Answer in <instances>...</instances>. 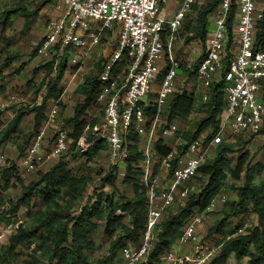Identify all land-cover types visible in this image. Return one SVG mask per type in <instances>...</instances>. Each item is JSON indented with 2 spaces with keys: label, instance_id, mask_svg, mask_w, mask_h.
Masks as SVG:
<instances>
[{
  "label": "built area",
  "instance_id": "obj_1",
  "mask_svg": "<svg viewBox=\"0 0 264 264\" xmlns=\"http://www.w3.org/2000/svg\"><path fill=\"white\" fill-rule=\"evenodd\" d=\"M54 16L48 21L46 33L37 47V56L45 62L54 61L57 68L63 53L73 48L88 51L106 35H117L115 49L103 63L98 74L100 91L95 107H100L102 117L94 125L84 129L77 140L76 151L87 155L96 141L107 147L109 162L118 167L129 156L128 135L135 130L139 134L148 131V142L141 148L145 154L142 163V184L147 193L146 226L138 245L128 243L121 249L118 264H142L148 261L156 233L163 217L174 205L182 206L193 188L192 182L199 176L200 167L212 159L216 148L222 143L235 144L245 141L243 151H251L253 145L264 136V48L257 43V25L264 18V8L257 0H236L237 12L232 27L228 21L232 0H221L210 15L209 22L214 31L209 32L206 50L195 70V84L191 93L201 103H208L214 83L225 84V108L221 114L218 131L206 144L208 132L193 140L185 152L178 157L172 150L167 156L155 151L156 128L162 123L171 98L182 92L178 79L182 70L176 55L177 35L192 11L202 0H180L178 8L170 14L174 0H52ZM176 1V0H175ZM99 22V24H98ZM83 57L73 58L74 64L83 63ZM159 89L155 98L144 103L157 77ZM75 76V74H74ZM21 100L12 94L7 99L0 97V112ZM156 110L149 129L145 128L146 109ZM60 114L59 101H54L37 135L33 137L20 158L18 173L22 179L37 171L45 162L55 159L70 149L72 139L67 129H58L52 143L46 141L47 131ZM186 130V129H185ZM174 122L163 130V136L182 139L185 132ZM158 156L165 168L173 170L168 174V185L159 188V177L153 172V159ZM0 164L5 159L0 156ZM227 197L218 195L202 213L194 215L184 225L180 241L190 243L188 254H180L171 247L160 257V264H211L219 255L221 246L216 241L200 237L198 227L205 216L218 203H225ZM9 210L5 211L8 212ZM8 221L0 226V244L6 235L24 228L25 223L17 214H8ZM245 227H239L230 239L244 234ZM226 264H243L228 261Z\"/></svg>",
  "mask_w": 264,
  "mask_h": 264
},
{
  "label": "trees",
  "instance_id": "obj_2",
  "mask_svg": "<svg viewBox=\"0 0 264 264\" xmlns=\"http://www.w3.org/2000/svg\"><path fill=\"white\" fill-rule=\"evenodd\" d=\"M32 1L34 0H19L15 6L3 13L1 23L10 26L12 18L16 15H21L26 19L36 18L37 11H31L27 6ZM200 2L192 7V11H196L195 31L196 36L200 37L202 42L207 43L209 17L221 0H208L203 4ZM236 9V0H232L229 28L232 27ZM190 15L187 16L183 26H186ZM187 29L189 30V25ZM256 37L257 43L264 48V18L257 25ZM54 65V61H48L42 66L46 69L48 78L53 75L46 85L47 94L42 103L35 105L34 108L20 109L17 112L12 122L0 132V149L6 140L17 134L27 114H31L32 133L30 136L32 139L39 133L47 117L48 101L58 100L63 92L60 83L65 75L67 62L58 64L56 69ZM102 69L103 66L99 64L95 73L87 75L76 89L84 99L76 105L74 115L69 121L72 128L69 136L73 141L70 144L71 149H76L77 140L89 124L84 116L95 105L96 96L100 91L98 74ZM224 89L223 82L214 83L210 100L203 104L202 110L197 108L198 99L193 94L186 90L176 92L163 116L164 125L158 131V138L155 142L157 154L164 157L172 151L163 136L165 127L177 119L186 121L193 112H201L205 117L197 123L196 128L184 132L185 149L205 132L209 134L205 137L203 144L209 143L219 129L221 114L225 108ZM261 93L264 100V82ZM146 113L154 117L156 110L148 107ZM95 123L96 120L91 125ZM244 145L245 143L238 141L235 144L222 143L216 148L215 157L206 161L199 169V175L203 177L201 190L197 193L191 192L184 205L169 210L163 217L148 261L142 264H160V257L181 238L186 222L194 215L204 212L211 205L212 200L224 190L229 176L234 180H241L246 165L244 185L232 188L236 193V198L225 203L222 217L209 229L207 238H204L209 240L212 235H217L220 240V253L211 264H226L232 257L247 258L248 264H264V183L262 186L255 184L256 175H261L263 169L259 167L254 170L253 167H249L247 164L250 161L249 151H242L235 166L230 164L228 158L230 154L238 150L237 147L242 146L241 149L244 150ZM103 150H107V147L103 141L98 140L87 155H82L78 151L76 153L81 157L93 158ZM128 150L129 156L123 163L126 165L123 182L131 185L132 197H124L116 187L119 166L113 167L112 171L102 180L104 186L113 187V192L105 193L98 190V193L94 194V199H90L78 208V212L76 207L83 200L91 179L85 175H76L66 163L60 162L47 173L41 174L38 181L23 186L22 196L17 200V205L8 212L0 209V226L8 221L7 213L15 214L22 206L29 210L30 224L10 235L9 244L1 248L0 264H13L21 257L24 258L22 264H118L124 245L140 243L147 217V193L142 184L141 167L146 157L140 145L139 133L135 130L130 131L128 135ZM25 151L21 150V157ZM17 173L18 166L15 164L2 171L1 176L5 181L3 190L13 178L19 175ZM172 173L173 170L169 175ZM20 179L21 177L17 178V180ZM1 190L2 185L0 184V197ZM122 198L124 200H121ZM34 199L42 202V208L37 211L31 210ZM252 212L257 215L258 224L248 229L246 234L225 239L227 236L234 235L239 229V227H230L227 224L228 221L240 219ZM101 228L112 239V242L109 254L94 263L90 259V254L97 249L94 237Z\"/></svg>",
  "mask_w": 264,
  "mask_h": 264
},
{
  "label": "rangeland",
  "instance_id": "obj_3",
  "mask_svg": "<svg viewBox=\"0 0 264 264\" xmlns=\"http://www.w3.org/2000/svg\"><path fill=\"white\" fill-rule=\"evenodd\" d=\"M175 1V0H174ZM172 2V5L174 4ZM180 1V0H176ZM208 0H202L200 3L203 4ZM19 0H0V97L2 99H7L9 95H16L21 100L17 104H13L8 107L5 111L0 112V132L9 125L14 119L15 115L20 109H31L35 105L42 103V100L47 94L46 85L51 77L47 76V71L42 68L46 62L37 56V47L46 33V27L49 19L51 18V5L46 6V0H34L29 2L28 9L31 11H37L36 18L26 19L21 15H16L12 18L11 25L5 26L2 21L3 13L11 9ZM258 6L264 7V0H257ZM171 14V8H170ZM99 24V22H98ZM189 25V30L187 26ZM196 26V11L193 10L190 17L186 21V26L179 31L177 35V41L175 43L176 55L182 63V70H179V86L182 90L188 91L193 88L195 80L192 76L195 74L197 65L199 64L202 55L206 49V42H202L200 37L196 36L195 31ZM208 31L211 33L214 31V26L211 22L208 25ZM209 33V34H210ZM192 40H189V38ZM118 41L117 35H106L103 37L99 43L95 44L89 51L87 49L75 50L70 48L66 50L59 59V65L64 61L67 62V68L65 75L60 83V88L68 90L67 96L69 99L67 102H61L60 114L53 120L52 125L47 131L46 141L47 143H52L55 132L58 129H67L71 131V125L69 123L70 119L73 117L75 112V107L77 104L81 103L82 97L77 93V87L82 84L85 77L90 73H95L98 69V65H102L111 55L112 51L115 49ZM88 53L85 56L83 63L74 64L72 62L73 58L83 57V53ZM75 74V76H74ZM181 75H183L181 77ZM163 76L161 73L152 88V94H147L144 98V103H147L150 98H155L159 89V79ZM192 85V86H191ZM199 103V108L202 110L203 103L197 100ZM54 102L52 100L48 101V108L46 114H48L50 108ZM102 117L100 107H91L84 119L89 123H93L95 120L99 122ZM205 117L201 112H193L186 121L180 119L175 120V122L180 126L181 129L192 130L196 128L197 123ZM150 123V124H149ZM174 123V122H173ZM152 124V116L147 114V120L145 121V128L149 129ZM164 125V122L160 123L156 128V138H158V131ZM185 130V131H186ZM31 126V114H27L17 134L12 135L11 138L5 141L2 148L0 149V156H3L6 163L0 164V184L2 185L1 197H0V209L2 211H7L12 209L17 205V200L22 196L23 186H28L34 181H38L41 174L47 173L53 166L59 164L60 162L66 163L69 168L73 170L76 175H85L91 179L88 189L84 194L83 200L78 203L76 211L78 212L81 206L86 204L90 199H94L96 193L99 191H104L105 193L113 192V187L104 186L102 180L112 171L113 167L109 162V155L107 150H103L93 158L87 156L81 157L76 153V149H69L66 153L61 156L45 162L41 167L37 169L36 172L30 174L26 179L17 180L20 178L19 175L12 179L9 185H6V189L3 190L5 186V181L2 179V171L7 169L9 166L15 164L18 166L21 158V150L29 146L32 137ZM148 131H144L139 134L140 145L145 146L148 142ZM167 144L173 147L174 151H177L178 157L185 152V148H182L180 152L177 150L178 146H173L174 142L179 144L183 142L182 139H178V136L172 138H167ZM242 143H246L240 140ZM49 144V143H48ZM245 146V145H244ZM242 146L237 147L236 152L228 156L229 162L232 166H235L239 155L242 153ZM250 152L249 167L257 169L262 167L261 175L257 174L255 177V184L262 186L264 183V136L260 137L257 143L253 145L252 152ZM216 151L214 152L212 158L215 157ZM126 165L120 164L119 169L125 170ZM246 168L243 171L241 180H234L231 176L228 177L226 181V186L221 192L222 195L227 197V201L236 198V193L232 189L236 186H243L246 177ZM117 170L118 180L116 182V187L121 195L124 197H132L133 189L131 185H127L123 182L126 174L125 171ZM18 174V173H17ZM203 177L198 176L192 182L191 192H199L202 188ZM220 195V194H219ZM121 200H124L122 198ZM188 200V199H187ZM226 201V202H227ZM221 203V202H220ZM224 209L225 203H221ZM178 205H174L176 207ZM42 208V202L39 200H33L31 205L32 211H37ZM28 208L20 207L18 211L15 212L17 217L24 221L25 225L30 224V217L28 216ZM220 217L213 221L212 226L222 217L221 210L218 214ZM205 221V219H204ZM230 227H245L244 234L247 233L248 229L255 227L258 224V217L255 213H250L248 215L242 216L240 219H230L227 223ZM210 226V228L212 227ZM209 228V229H210ZM208 229V234H209ZM207 234V236H208ZM212 241L219 243V237L217 235H212L210 238ZM94 240L97 244V249L90 254V259L96 263L101 257H105L109 254L110 245L112 239L109 238L105 233L103 228L98 230ZM178 250V245L173 247ZM1 251V250H0ZM121 257V253H120ZM23 257L17 259L13 264H22Z\"/></svg>",
  "mask_w": 264,
  "mask_h": 264
},
{
  "label": "crops",
  "instance_id": "obj_4",
  "mask_svg": "<svg viewBox=\"0 0 264 264\" xmlns=\"http://www.w3.org/2000/svg\"><path fill=\"white\" fill-rule=\"evenodd\" d=\"M179 1H174V4L170 5V8H171V14L173 12H175V10H177L178 8V3ZM51 5V10H52V13H51V17L54 16V2L52 0H46V6L45 7H49ZM260 7V6H259ZM195 75V74H194ZM194 75L192 76L194 78ZM183 75H181L182 77ZM194 80V79H192ZM194 85V84H193ZM192 86V85H191ZM193 89V88H192ZM189 90L188 88V93L192 94L191 93V90ZM62 95L61 97L58 99L59 101V105L61 106V102H67V100L69 99V97L67 96L68 94V90H63L62 89ZM80 95V94H79ZM81 96V95H80ZM82 97V96H81ZM83 97H82V101L83 102ZM203 135V134H202ZM184 142V141H183ZM185 143H181L179 144L178 142H174L173 146H178V151L180 152V148L183 147L185 148ZM169 145V143H168ZM170 146V145H169ZM171 149L173 150V147H171ZM174 151V150H173ZM174 153H176V156H177V151H174ZM120 171H125V170H122V169H119ZM126 172V171H125ZM153 172H154V175L158 176L159 177V188H165L167 185H168V174H169V171L165 168V166L163 165V163L161 162V159L156 156L154 159H153ZM178 206L174 207L173 209H176ZM221 210V213L223 211V207H222V204L220 202L216 203L213 207H212V210L207 213V215L205 216V221L202 225H200L198 227V233L200 235V237L202 238H207V234H208V229L210 228V226H212L213 224V221L217 220L219 217H220V213L218 214V212H220ZM9 241H10V235H6L3 242L0 244V250L3 246H6L9 244ZM178 245V250H175L177 252H179L180 254H188L191 250V244L190 243H187V242H183V241H180L178 240L176 242L175 245H173L172 247ZM230 261H239V262H242L243 264H248V259L247 258H242V259H236L235 257H232L230 258Z\"/></svg>",
  "mask_w": 264,
  "mask_h": 264
},
{
  "label": "bare ground",
  "instance_id": "obj_5",
  "mask_svg": "<svg viewBox=\"0 0 264 264\" xmlns=\"http://www.w3.org/2000/svg\"><path fill=\"white\" fill-rule=\"evenodd\" d=\"M226 203V202H225Z\"/></svg>",
  "mask_w": 264,
  "mask_h": 264
}]
</instances>
